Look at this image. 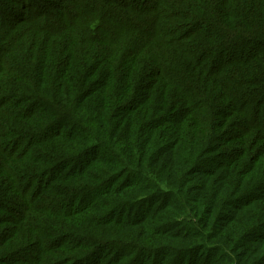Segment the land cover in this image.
Returning <instances> with one entry per match:
<instances>
[{"label":"trees","instance_id":"obj_1","mask_svg":"<svg viewBox=\"0 0 264 264\" xmlns=\"http://www.w3.org/2000/svg\"><path fill=\"white\" fill-rule=\"evenodd\" d=\"M0 264H264V0H0Z\"/></svg>","mask_w":264,"mask_h":264}]
</instances>
